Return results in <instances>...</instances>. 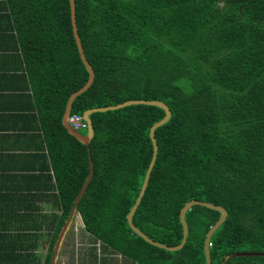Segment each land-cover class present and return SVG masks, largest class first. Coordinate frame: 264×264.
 Returning a JSON list of instances; mask_svg holds the SVG:
<instances>
[{
    "label": "trees",
    "instance_id": "obj_1",
    "mask_svg": "<svg viewBox=\"0 0 264 264\" xmlns=\"http://www.w3.org/2000/svg\"><path fill=\"white\" fill-rule=\"evenodd\" d=\"M74 3L94 79L71 113L129 99L161 100L171 111L155 129L157 157L135 226L176 245L187 201L221 205L228 214L210 237L211 264H264V0ZM0 35L31 76L57 189L47 198L58 210L42 215L48 228L42 260L31 245L15 242L0 264H50L90 159L93 173L76 206L89 240L78 264H206L205 236L219 211L188 209L186 242L175 251L146 242L127 222L152 156L149 129L162 108L133 104L91 113L88 146L62 124L69 95L88 79L69 0H0Z\"/></svg>",
    "mask_w": 264,
    "mask_h": 264
},
{
    "label": "crops",
    "instance_id": "obj_2",
    "mask_svg": "<svg viewBox=\"0 0 264 264\" xmlns=\"http://www.w3.org/2000/svg\"><path fill=\"white\" fill-rule=\"evenodd\" d=\"M56 191L31 76L20 53L0 35V259L15 242L31 245L43 259L48 228L42 215L58 211L47 198Z\"/></svg>",
    "mask_w": 264,
    "mask_h": 264
},
{
    "label": "water",
    "instance_id": "obj_3",
    "mask_svg": "<svg viewBox=\"0 0 264 264\" xmlns=\"http://www.w3.org/2000/svg\"><path fill=\"white\" fill-rule=\"evenodd\" d=\"M69 7H70V19H71L72 32L74 35V39H75V42L77 45V49H78L80 58H81L83 64L85 65V67L88 71V79L82 87L75 90L74 92H72L69 95L67 102H66V105H65V108H64L63 115H62V124L64 125V127L67 129V131L71 135H73L80 142H82L83 144L88 146L91 138L94 135V129H93L92 121L89 117V115L91 113L96 112V111H106V110L118 109V108H121L124 106L133 105V104H146V105H153V106H158V107L162 108L164 110V116L160 120L154 122L150 126V129H149V136H150V139L152 142V156H151L149 165L147 167V170H146V173H145V176L143 179V183H142L141 188L139 190L138 196L136 197L131 209L129 210V212L126 215L127 222L129 224L130 228L135 233H137L140 237H142L146 242H148L154 246H157L159 248H163L165 250L175 251V250L180 249L184 245V243L186 242V238L188 235V225H187V222L185 220V213L188 209H190L193 205H201V206L219 211L220 216H219L218 220L207 231L206 236H205V241H204L205 262H206V264H211L210 252H209V241H210V237L213 234V232L227 217L228 212L223 206L213 204V203L203 201V200H196V199H192V200L187 201L182 206V208L180 209V212H179V220H180L181 225H182L183 233H182V240L180 241V243H178L176 245H166V244H163V243H160L156 240L151 239L145 233H143L140 229H138L135 226V224L133 223V214H134L137 206L139 205L141 198L144 194V191L146 189V186L148 184V180L150 177V172L153 168V165H154L156 157H157L158 145H157V142H156V139L154 136L155 129L158 126L166 123L168 121V119L170 118V115H171V111H170L169 107L164 102H162L161 100L129 99V100H125V101L118 103V104H115V105H108V106H103V107H94V108L87 109L83 112V117H84L85 121L87 122V129H86L85 133L74 130L67 123V118L71 112V105H72L74 98L77 95H79L80 93H82L83 91H85L91 85V83L93 82V79H94L93 69H92L91 65L89 64L88 60L86 59V57L83 53L82 44H81L80 37H79L78 31H77L74 0H69ZM92 173H93V162L90 159L88 175H87L78 195L76 196V198L73 202V205L70 209V212L68 214L66 221L64 222L63 226L61 227V229L58 233L57 239H56L55 244L53 246V252L51 255V259H50V264H57L58 253H59V249H60V246L62 244L63 238H64L67 230L69 229L71 223L73 222V220L77 214L76 213L77 203H78L81 195L83 194V192L86 188V185L92 176ZM260 254H264V253H260Z\"/></svg>",
    "mask_w": 264,
    "mask_h": 264
},
{
    "label": "rangeland",
    "instance_id": "obj_4",
    "mask_svg": "<svg viewBox=\"0 0 264 264\" xmlns=\"http://www.w3.org/2000/svg\"><path fill=\"white\" fill-rule=\"evenodd\" d=\"M84 133L86 130L81 129ZM82 221L78 215L71 223L59 249L57 264H78L82 259V252L86 251L89 240L82 229Z\"/></svg>",
    "mask_w": 264,
    "mask_h": 264
},
{
    "label": "built area",
    "instance_id": "obj_5",
    "mask_svg": "<svg viewBox=\"0 0 264 264\" xmlns=\"http://www.w3.org/2000/svg\"><path fill=\"white\" fill-rule=\"evenodd\" d=\"M67 123L69 124L71 128H73L76 131H79L85 128L87 129V122L85 121L82 113H71L70 112L67 118Z\"/></svg>",
    "mask_w": 264,
    "mask_h": 264
}]
</instances>
